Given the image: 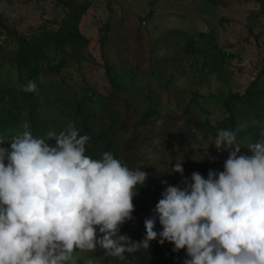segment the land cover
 <instances>
[{"label": "rangeland", "instance_id": "1", "mask_svg": "<svg viewBox=\"0 0 264 264\" xmlns=\"http://www.w3.org/2000/svg\"><path fill=\"white\" fill-rule=\"evenodd\" d=\"M29 80L37 91L27 95ZM28 98L46 130L39 136ZM69 123L90 137L95 159L110 151L124 163L135 135L139 159L129 168L159 186L222 171L228 152L213 146L220 129L251 155L247 144L264 139V0H0V129L15 134L0 133L2 146L25 124L48 139ZM161 198L134 204L120 227L133 242ZM76 256L77 264L106 257L99 247Z\"/></svg>", "mask_w": 264, "mask_h": 264}, {"label": "clouds", "instance_id": "2", "mask_svg": "<svg viewBox=\"0 0 264 264\" xmlns=\"http://www.w3.org/2000/svg\"><path fill=\"white\" fill-rule=\"evenodd\" d=\"M23 91L36 92L35 81ZM23 127L9 147L0 141V264H77V252L97 247L124 260L158 237L186 251L184 264H264V139L242 155L236 133L218 130L213 146L228 152L223 170L207 178L193 172L183 188L167 186L144 221L146 235L133 242L120 227L133 219V199L149 174L110 151L86 155L90 137L74 123L48 139ZM172 171L183 175L182 162Z\"/></svg>", "mask_w": 264, "mask_h": 264}, {"label": "trees", "instance_id": "3", "mask_svg": "<svg viewBox=\"0 0 264 264\" xmlns=\"http://www.w3.org/2000/svg\"><path fill=\"white\" fill-rule=\"evenodd\" d=\"M25 56L19 55V62H18V69L19 70H26L25 64H24V58ZM63 61V58H58L55 61H48L46 63V66L49 68L59 66V64ZM38 70L41 69V66H38ZM27 83H25L26 85ZM24 85V86H25ZM27 95L29 92H25ZM28 102L30 104L29 109V115H30V121H31V127L33 131L39 130V124L36 117V112L33 107L32 101L28 98ZM37 132V136H39L41 133L45 132V129H41ZM0 133L7 136H13L15 135L12 131H6L4 129H0ZM41 137V136H40ZM43 138V137H42ZM50 145H54L55 143L51 142L50 140L47 141ZM124 153L122 155L123 161L125 165L130 167V163H136L139 159L137 147H136V136L134 135L124 143ZM86 155L91 156L95 159L94 154L92 153L91 149L86 147ZM131 169H137V168H131ZM167 186H177V179H174L173 181L167 183L165 186H159L156 184H153L149 180H146L145 184L143 186H138V195L139 198L134 201V204L140 208L141 205V199H157L161 195L162 188H166ZM144 225V222H143ZM158 232L159 230V222L156 221V227L154 229ZM120 234L123 235L124 232L120 228ZM146 235L145 226L143 228H137L135 233V238L137 241H140L144 238ZM174 245L167 243L166 241L163 244L159 243V237L157 240L150 242V247L147 250L141 249L138 252L135 253H125V259L119 260L117 258L112 257H99L95 258L94 264H109L108 259H117L119 260L120 264H184V261L188 259L186 255L185 250H180L179 252L173 251Z\"/></svg>", "mask_w": 264, "mask_h": 264}]
</instances>
